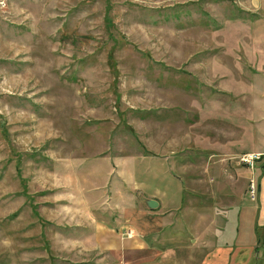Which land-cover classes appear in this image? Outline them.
I'll return each mask as SVG.
<instances>
[{
  "label": "rangeland",
  "instance_id": "1",
  "mask_svg": "<svg viewBox=\"0 0 264 264\" xmlns=\"http://www.w3.org/2000/svg\"><path fill=\"white\" fill-rule=\"evenodd\" d=\"M263 120L264 0H3L0 264L151 262L149 195L257 242Z\"/></svg>",
  "mask_w": 264,
  "mask_h": 264
},
{
  "label": "crops",
  "instance_id": "2",
  "mask_svg": "<svg viewBox=\"0 0 264 264\" xmlns=\"http://www.w3.org/2000/svg\"><path fill=\"white\" fill-rule=\"evenodd\" d=\"M258 129L259 130L257 134L261 133V131H263L264 133V120L262 121ZM241 149L243 151L252 150V151L261 152L259 161L261 160L262 163L260 166L261 170L256 182L257 186L254 182L256 187V196L254 199L258 200V211L256 212V214L252 215L253 216L252 222L254 223L253 229L256 232H258L257 242L255 240L252 239L247 240L245 238H242L240 240L238 227L236 226L237 217L235 218V220H232L234 215V210L232 209L231 210L232 212L230 214H227L228 213L227 211L225 212L224 216L227 218L223 225L220 224V226H217V223L215 222L216 224L213 228L214 236H211L212 227L210 226V224H208L205 221V219L202 218V251H200L202 252V254L200 253V255H195L193 251L200 246V242H198L199 238L189 237L188 238L189 241H188L187 237H185L184 235L187 232H182L183 234H180V232L176 228L177 225L176 221L174 220L163 221L162 219L165 218L163 216H165L166 214V213L163 214L164 209L167 210L170 208H167V205H165L161 199L157 198L158 205L154 207L157 209L150 210L152 214L149 216L151 217V219H157L159 221L161 220L162 221L159 223V221L151 220L150 223H152V225L155 222H158V225L152 227V230L150 231L152 232V234H154L156 233L158 228H168L169 230L173 229V234L170 235H168L169 232L168 230L167 232L168 237L157 238V240L159 239V242L160 239L163 241L167 240L168 242H170L171 247L167 248L165 251L163 250L162 252L155 254V257L151 258V262L148 261L146 264H264V147L261 148L251 147L250 149H244V148ZM160 166L161 168H163L162 165ZM162 174L167 175L166 172H162ZM154 177H156V175H154L153 178ZM251 178L253 179V177ZM172 182L175 185L174 180ZM155 184L156 183H154L153 180H151V185H152L150 186L151 190L155 189L154 188ZM174 189H175L174 196L176 197L178 195L182 197L181 194L182 192H179L177 188H175V186ZM151 196L154 195H149L147 198H150ZM147 198H145V202ZM160 204H162L161 208H159ZM171 211L169 210V213H171ZM173 226L177 229L178 232ZM133 228L138 231L137 228L139 227L137 225ZM182 228L184 229V226H182ZM152 240H153L152 243L157 244V241L155 242L156 237L155 238L153 237ZM144 241H146V238H144ZM259 245H261L262 255L260 258V256L257 253V258H260L259 261L260 263H257L255 259H253V256L251 255V250L252 247H254L255 253L259 252V250L257 249ZM151 247L154 246L152 245ZM249 251L250 253H248ZM246 253H248L247 256L243 255ZM239 255L241 256L238 257Z\"/></svg>",
  "mask_w": 264,
  "mask_h": 264
},
{
  "label": "built area",
  "instance_id": "3",
  "mask_svg": "<svg viewBox=\"0 0 264 264\" xmlns=\"http://www.w3.org/2000/svg\"><path fill=\"white\" fill-rule=\"evenodd\" d=\"M1 3H3V0H0V4ZM260 156H261V152L249 151V152H243L242 154H240L239 159H240L241 162L247 163L250 166H252L253 163H254V160L260 158ZM249 191H250V198L254 199L255 196H256V189H255V184H254V180L253 179H251ZM127 234L129 236L132 235V231L129 230L127 232Z\"/></svg>",
  "mask_w": 264,
  "mask_h": 264
},
{
  "label": "water",
  "instance_id": "4",
  "mask_svg": "<svg viewBox=\"0 0 264 264\" xmlns=\"http://www.w3.org/2000/svg\"><path fill=\"white\" fill-rule=\"evenodd\" d=\"M146 204L151 207L154 208L158 205V200L156 198H147L146 199Z\"/></svg>",
  "mask_w": 264,
  "mask_h": 264
}]
</instances>
